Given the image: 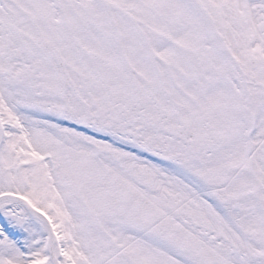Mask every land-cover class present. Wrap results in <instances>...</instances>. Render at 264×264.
I'll return each instance as SVG.
<instances>
[{"label":"snow or ice","instance_id":"snow-or-ice-1","mask_svg":"<svg viewBox=\"0 0 264 264\" xmlns=\"http://www.w3.org/2000/svg\"><path fill=\"white\" fill-rule=\"evenodd\" d=\"M0 264H264V0H0Z\"/></svg>","mask_w":264,"mask_h":264}]
</instances>
